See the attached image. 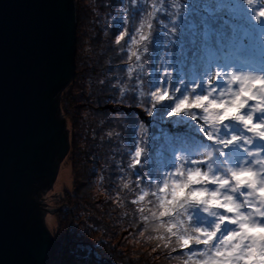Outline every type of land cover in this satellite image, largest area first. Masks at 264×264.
Returning a JSON list of instances; mask_svg holds the SVG:
<instances>
[{
	"label": "snow or ice",
	"instance_id": "6c2138e0",
	"mask_svg": "<svg viewBox=\"0 0 264 264\" xmlns=\"http://www.w3.org/2000/svg\"><path fill=\"white\" fill-rule=\"evenodd\" d=\"M120 5L112 35L121 53L131 42L127 74L99 84L136 133L133 175L156 185L155 207L148 190L131 201L143 205L138 227L157 233L179 264H264V0ZM257 39L261 55L249 61ZM144 115L175 119L147 176L140 171L152 159Z\"/></svg>",
	"mask_w": 264,
	"mask_h": 264
},
{
	"label": "trees",
	"instance_id": "16d2710c",
	"mask_svg": "<svg viewBox=\"0 0 264 264\" xmlns=\"http://www.w3.org/2000/svg\"><path fill=\"white\" fill-rule=\"evenodd\" d=\"M194 2L210 5L212 0ZM76 6L75 74L60 97L70 144L60 168L63 163H69L70 187H64L58 195L57 205L52 207L49 203L50 208L60 209L47 213L46 222L47 216L50 221L55 218L58 227L64 226V231L51 230L54 243L47 264H179L171 250L154 239L157 233H145L143 227H138L142 219L138 207L143 205H133L131 201L138 198L142 189L148 190L153 201L148 206L155 207L156 185L155 182L140 185L133 175L135 169L130 167L129 153L138 143L136 133L128 127L121 106L106 99L107 85L99 84V80L105 79L115 83V77L127 74L131 42L121 53L112 35L115 30L112 16L117 14L120 0H76ZM135 27L133 22L131 28ZM105 31L109 32L108 36ZM155 39H162L159 33ZM153 51L159 54L160 49L153 45ZM247 55L249 61L258 60L261 55L258 39ZM131 63H135L134 58ZM153 72L152 79L160 76L154 65ZM179 79L177 72L173 83ZM145 92H148V77ZM143 119L150 126L144 138L152 159L140 171L147 176L158 166V150L164 149L166 137L174 131L175 119L160 116L149 119L147 115ZM160 178H164L162 173ZM60 179L57 175L44 197L50 195ZM125 183L129 188L123 187Z\"/></svg>",
	"mask_w": 264,
	"mask_h": 264
},
{
	"label": "water",
	"instance_id": "95a60500",
	"mask_svg": "<svg viewBox=\"0 0 264 264\" xmlns=\"http://www.w3.org/2000/svg\"><path fill=\"white\" fill-rule=\"evenodd\" d=\"M76 29V0H0V264H47L54 243L44 194L70 146Z\"/></svg>",
	"mask_w": 264,
	"mask_h": 264
},
{
	"label": "rangeland",
	"instance_id": "374dc122",
	"mask_svg": "<svg viewBox=\"0 0 264 264\" xmlns=\"http://www.w3.org/2000/svg\"><path fill=\"white\" fill-rule=\"evenodd\" d=\"M64 172L67 173L66 180L65 181L63 180L59 185H58V183H56V185L50 190V192H49L50 195L44 197V200L46 202H48V204L50 203V205L52 207L57 205L55 202L57 201L58 197L61 195L60 193L62 192L64 187H70V185H69L70 183H68V177H69V175H71V167H70L69 163H63L62 168H60L59 172H58L59 178L61 176V179H63V177L65 176ZM70 178H72V177H70ZM50 205H49V207H50ZM49 214H52V213H49ZM51 220L52 221H50L49 224H48V227L50 228V230L55 231L57 228H61L60 232L63 233L64 226L60 224L62 227L61 226L58 227V223H57L55 218H54L55 221L53 219H51Z\"/></svg>",
	"mask_w": 264,
	"mask_h": 264
},
{
	"label": "bare ground",
	"instance_id": "6f19581e",
	"mask_svg": "<svg viewBox=\"0 0 264 264\" xmlns=\"http://www.w3.org/2000/svg\"><path fill=\"white\" fill-rule=\"evenodd\" d=\"M64 174H65V176L63 177V179H60V180H59L58 185H59L63 180H64V181L66 180V178H67V173L64 172ZM47 220L50 221V217L47 216ZM48 221H47V223H48ZM47 225H48V224H47Z\"/></svg>",
	"mask_w": 264,
	"mask_h": 264
}]
</instances>
